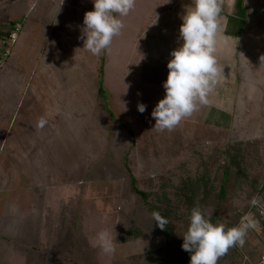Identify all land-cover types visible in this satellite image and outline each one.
Returning a JSON list of instances; mask_svg holds the SVG:
<instances>
[{
  "label": "rangeland",
  "instance_id": "374dc122",
  "mask_svg": "<svg viewBox=\"0 0 264 264\" xmlns=\"http://www.w3.org/2000/svg\"><path fill=\"white\" fill-rule=\"evenodd\" d=\"M34 2L29 12L12 18L18 23L10 29L16 39L5 60L2 56L11 32L0 40V139L5 140L1 151L11 153L14 146L12 153L20 156L30 149L31 140L53 139L54 146L63 147L59 162L64 168L56 182V176L35 179L42 184L53 179L52 188L59 186V192L35 189L34 207L27 210L32 214L26 211L30 222L17 223L40 228L43 239L33 244L41 251L3 243L0 264H73L72 260L75 264H189V253L181 244L190 215L178 190L186 181L204 176L216 193L229 163L234 189L225 216L233 224L251 213L257 224L247 231L244 246L229 248L217 264L257 260L264 250L260 214L264 210V129H257V136L263 132L257 139L248 134L238 139L236 131L209 135L196 126L177 125L163 131L154 127L151 112L162 97L152 96L140 76L141 44L150 45L142 32L161 2L135 0L129 14L118 17L124 25L120 34L99 56L82 48L83 16L93 10L92 0ZM5 16L1 9L0 19ZM258 82L260 104L264 80ZM140 103L146 105L143 113L137 110ZM41 119L45 121L42 127ZM56 151L60 153V147ZM15 162L22 173L29 170L25 160ZM14 171L4 169L7 175ZM24 178L31 182L28 176ZM134 188L146 193V204ZM254 197L261 199L260 205L251 204ZM46 199L52 203L43 206L40 201ZM147 204L159 208L162 217L166 212L175 216L167 219L166 229L155 224ZM201 211L211 217L215 212L211 204ZM217 223L229 228L221 220ZM134 229L141 240L133 238ZM101 231L116 242L114 253H105L98 245ZM120 248L126 256L119 255ZM172 250L186 254L184 262Z\"/></svg>",
  "mask_w": 264,
  "mask_h": 264
},
{
  "label": "crops",
  "instance_id": "0c3cea01",
  "mask_svg": "<svg viewBox=\"0 0 264 264\" xmlns=\"http://www.w3.org/2000/svg\"><path fill=\"white\" fill-rule=\"evenodd\" d=\"M157 1L161 2L158 6L160 8L155 13V18L148 24L149 27L142 32L146 41H150V45L147 42L141 44L140 76L151 90L152 96L157 93L163 98L165 92L162 84L168 73L166 65L171 59V51L181 43L180 17L191 0ZM219 2L222 7L221 16L224 17L223 31L228 36L226 41L218 43L215 54L218 66L223 68L222 75L217 77V83L208 95V103L200 105L197 111L183 119L178 126L184 128L196 126L209 135L217 131L232 134L236 131L238 139H244L246 134L251 139H257L263 133L261 132L258 137L257 129H264V101L258 104L256 96L259 89L258 81L264 80V59L260 60V57L264 56V0H219ZM34 3V0H0V10L4 9V14L6 12L4 19H0V26L3 27L0 31V40L7 38L10 29L18 25L12 18H15L17 13L21 16L29 12ZM146 44L147 48L149 46L148 51ZM145 94L146 92H142V96ZM24 140L27 141V139L22 141ZM4 141L0 139V242H2L0 244L23 246L25 249L39 252L41 250L33 243L43 239L40 236V228L17 226V223L30 222L28 215H31L32 211L27 210L34 207L32 193L35 189L46 191L47 194H51L55 189L59 192V186L52 188L53 179L47 184L37 182L35 179L42 178L39 177L40 175L56 176L55 182L58 181L57 177L61 175L59 172L62 167L64 168L59 162V160L63 161V147L54 146L56 142L53 139H33L30 149H26L24 154L19 156L12 153L14 146L9 149L12 155L10 152L2 153ZM58 147L60 153L56 151ZM20 148L23 150V146ZM42 157L44 162H41ZM27 159L30 163H27ZM16 160L21 163L25 160L24 164L29 170L23 173L18 170ZM4 169L16 172L7 175ZM2 172L9 178L4 177ZM24 175L28 176L31 182L26 180ZM57 198L59 196L55 194L53 199L57 200ZM40 202L43 206L52 203L49 199ZM35 206L38 204L36 203ZM141 239L139 237L137 241ZM122 251L123 249L120 248L117 252L121 257L126 256L127 253ZM262 253L264 250L258 253L257 257ZM72 262L75 264V261Z\"/></svg>",
  "mask_w": 264,
  "mask_h": 264
},
{
  "label": "clouds",
  "instance_id": "9594fccd",
  "mask_svg": "<svg viewBox=\"0 0 264 264\" xmlns=\"http://www.w3.org/2000/svg\"><path fill=\"white\" fill-rule=\"evenodd\" d=\"M92 3L93 10L85 12L83 16L82 48L99 56L120 34L124 25L118 17L127 16L134 8L135 0H92ZM221 12L219 0H191L185 7L180 17L181 43L171 51V59L166 65L168 73L162 84L165 94L151 112L155 128L171 130L197 111L200 105L208 103V95L223 69L216 59L217 45L228 39L223 31L224 17ZM137 110L143 113L146 105L138 104ZM44 123L41 119L39 126L42 127ZM251 204L260 205L261 199L254 197ZM151 215L155 224L164 230L167 219L158 211H153ZM256 224L257 221L249 213L241 218L237 226L228 228L223 223L214 224L211 213L205 215L199 207H194L182 236L181 248L189 253V264H217L219 257L229 248L244 246L247 231ZM97 243L105 253L115 252L116 242L106 231L97 234Z\"/></svg>",
  "mask_w": 264,
  "mask_h": 264
},
{
  "label": "trees",
  "instance_id": "16d2710c",
  "mask_svg": "<svg viewBox=\"0 0 264 264\" xmlns=\"http://www.w3.org/2000/svg\"><path fill=\"white\" fill-rule=\"evenodd\" d=\"M130 133L132 134L131 130L129 129ZM230 164V163H229ZM229 164L223 171V184L220 186L218 191L214 193L212 188L209 186L207 179L204 176L196 178L195 180H188L186 181L183 186H181L178 190L177 196L179 197L180 202L185 206L187 210V214L190 215L191 210L194 207H199L200 209L203 206L208 207L210 204L214 206V214L211 217L212 222L215 224L219 222V220L223 221L224 223L228 224L229 228L233 226H237L240 222L239 220L234 222L233 224H229V217L225 216L226 210H228V198L230 196L231 191L234 189L232 184V177L233 173ZM134 192L139 195L142 200L147 203L146 198L147 195L143 191L134 188ZM148 211H158L160 213L159 208L154 207L152 205L147 204ZM162 216V215H161ZM163 218L174 219L175 216L172 215L170 212H166L163 215ZM264 220V219H263ZM241 221V220H240ZM167 226V225H165ZM166 229V227H165ZM131 231V230H130ZM129 232V231H128ZM134 239L137 240L141 235H139V231L137 229L133 230ZM165 242L167 244L168 236L167 233L164 231L162 233ZM181 251V250H180ZM179 250L176 252L172 250V255L174 254L176 259L184 262L182 258L184 253H181ZM151 253V252H150Z\"/></svg>",
  "mask_w": 264,
  "mask_h": 264
},
{
  "label": "built area",
  "instance_id": "2783aa9c",
  "mask_svg": "<svg viewBox=\"0 0 264 264\" xmlns=\"http://www.w3.org/2000/svg\"><path fill=\"white\" fill-rule=\"evenodd\" d=\"M18 29L19 28H17L16 30H18ZM15 39H16V34L14 32H11V34L9 35L10 45L7 46V48L4 50L2 60H5L6 57L9 56L10 48L13 46ZM260 214L262 215L261 218L264 219V210L260 211ZM242 264H264V253L260 254L259 257L257 258V260L250 261L248 259H245V263H242Z\"/></svg>",
  "mask_w": 264,
  "mask_h": 264
}]
</instances>
